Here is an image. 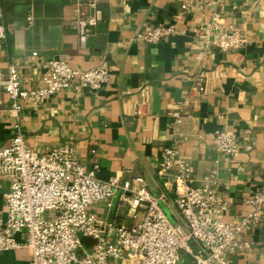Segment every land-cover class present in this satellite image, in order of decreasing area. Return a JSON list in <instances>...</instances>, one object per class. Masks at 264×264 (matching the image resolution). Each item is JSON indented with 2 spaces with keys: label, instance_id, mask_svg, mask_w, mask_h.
Listing matches in <instances>:
<instances>
[{
  "label": "crops",
  "instance_id": "0c3cea01",
  "mask_svg": "<svg viewBox=\"0 0 264 264\" xmlns=\"http://www.w3.org/2000/svg\"><path fill=\"white\" fill-rule=\"evenodd\" d=\"M184 1L102 0L103 20L86 48L69 26L73 16L69 2H0L5 24L14 27L0 44V73L6 77L9 65L14 64L25 86L35 88L53 59L67 58L74 68L86 71L105 60L112 82L99 92L67 90L41 105L27 106L21 115L24 139L40 153L74 146L88 170L94 161L99 163L98 176L103 180L143 178L151 193L166 196L161 206L169 219L187 228L175 205L174 176L164 172L161 160L175 139L193 168V187L215 176V188L228 206L224 220L244 217L249 211L245 201L264 187V0H234L219 8L221 32L235 26L248 39L245 48L230 52L207 45L219 34L210 31L215 10L198 4L182 13ZM30 11L35 15L34 26L20 27ZM169 25L177 26V35L156 45L138 40L141 34ZM201 75L206 93L189 96ZM182 106L192 120L179 127L175 136L170 112ZM11 109L0 87V151L9 146L14 134ZM223 130L239 137L240 155L234 163L214 147L212 135ZM10 186L0 173V222L8 217ZM90 212L101 220L103 234L111 238L114 232L106 227L107 221L131 226L141 218H132L120 206L119 197L112 208L95 204ZM241 238L252 248L231 255V264H264V223ZM85 242L93 243L91 239ZM191 246L200 251L197 243ZM31 262L28 248L0 255V264Z\"/></svg>",
  "mask_w": 264,
  "mask_h": 264
},
{
  "label": "built area",
  "instance_id": "2783aa9c",
  "mask_svg": "<svg viewBox=\"0 0 264 264\" xmlns=\"http://www.w3.org/2000/svg\"><path fill=\"white\" fill-rule=\"evenodd\" d=\"M4 1L7 0H0ZM65 1L73 6L69 26L86 48L92 32L103 20L102 0ZM231 1L234 0H185L182 5V13L198 4L215 10L210 31L219 34L207 45L221 52L239 51L248 45L247 37L235 26L221 32L218 10ZM3 19L0 8L1 45L14 30ZM34 24L35 15L30 11L20 27L30 29ZM177 34L176 25L159 26L139 35L138 40L156 45ZM111 82L112 72L105 60L86 71L74 68L67 58L53 59L35 88L25 86L14 64L9 65L6 77L0 73V87L11 101L15 120L10 144L0 151V173L11 183L6 196L8 217L0 222V255L28 248L32 252L31 264H185L186 254L190 264H231V255L249 252L252 244L241 236L260 229L264 223V187L245 201L249 211L244 217L224 220L228 206L215 188V176L206 178L203 186L193 187V168L182 157L177 139L173 147L163 151L161 160L164 172L174 176L175 205L187 228L169 219L161 206L166 196L151 193L143 178L123 180L114 176L103 180L98 176L99 163L94 161L93 169L88 170L72 145L40 153L26 143L21 115L27 106L41 105L67 90L97 93ZM204 83L205 77L199 76L189 96L205 94ZM183 106L170 112L175 136L179 127L192 120ZM212 139L219 154L233 163L239 158L240 140L234 131H216ZM116 197L132 218H141L131 226L107 221L106 227L114 232L111 238L103 234L101 220L90 212V207L103 203L112 208ZM192 242L199 245V252L193 250Z\"/></svg>",
  "mask_w": 264,
  "mask_h": 264
},
{
  "label": "rangeland",
  "instance_id": "374dc122",
  "mask_svg": "<svg viewBox=\"0 0 264 264\" xmlns=\"http://www.w3.org/2000/svg\"><path fill=\"white\" fill-rule=\"evenodd\" d=\"M84 246H85L86 248H87V247H89V245H88V244H85ZM184 256L186 257V254H185ZM189 260H190V259H189ZM190 263H191V261H190V262H188V264H190Z\"/></svg>",
  "mask_w": 264,
  "mask_h": 264
},
{
  "label": "trees",
  "instance_id": "16d2710c",
  "mask_svg": "<svg viewBox=\"0 0 264 264\" xmlns=\"http://www.w3.org/2000/svg\"><path fill=\"white\" fill-rule=\"evenodd\" d=\"M184 260H185L186 262H189V261H190L188 256L185 257Z\"/></svg>",
  "mask_w": 264,
  "mask_h": 264
}]
</instances>
